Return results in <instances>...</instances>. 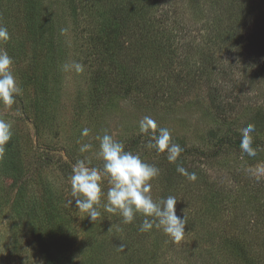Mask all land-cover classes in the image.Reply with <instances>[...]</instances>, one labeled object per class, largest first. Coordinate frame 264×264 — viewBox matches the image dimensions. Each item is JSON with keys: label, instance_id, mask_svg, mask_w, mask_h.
Masks as SVG:
<instances>
[{"label": "rangeland", "instance_id": "rangeland-1", "mask_svg": "<svg viewBox=\"0 0 264 264\" xmlns=\"http://www.w3.org/2000/svg\"><path fill=\"white\" fill-rule=\"evenodd\" d=\"M23 1L0 0V24L10 34V40L0 44V49L17 58L12 72L22 89L17 99L23 103L16 102L11 108L0 105V118L13 124L29 195L39 201L49 190L62 204L63 211L77 214L71 225L92 229V236L103 243L99 252L102 264H119L122 242L116 241L126 230L137 227L141 233L136 232L140 236L138 243L144 251V255H139L143 264H187V259L190 264H236L237 256L227 242L230 238L247 241L251 247L249 257L263 258L264 239L257 231L264 229L260 218L264 213V149L253 157L231 148H223L217 157L208 159L184 156L192 152L181 153L185 159L182 162L179 158L177 164L189 173L194 172L197 180L192 182L183 176L169 181L166 169H170L171 163L146 147L149 138L140 133L139 122L151 116L159 127L170 130L173 143L205 154H211L222 138L241 140V129L248 124L255 125L253 142L264 141V9L256 23L248 25L247 31L256 33L250 37L251 32H245L244 51L239 57L215 53V60L205 62L203 74L198 71L188 83L181 78L184 87L177 95L149 101L145 95L129 92L128 85L122 92L107 64L102 66L96 57L88 55L83 34L75 27L66 7L57 9L55 50H49L44 41L40 50L33 53L31 39L35 31L46 26L27 20L28 9ZM253 50L256 53H251ZM74 63H79L83 70L75 71ZM65 64L69 65L67 70ZM221 79L232 85H224ZM84 128L89 129L87 137L81 136ZM105 133L122 143L125 151L131 150L130 153L160 170L152 181L150 195L157 202L170 195L176 197L177 214L185 215L187 221L180 243L161 229L141 232L143 216H137L132 224H124L120 216L101 208V217L93 222L76 209L70 184L72 167L78 160H86L89 167L103 171L96 137ZM137 137L139 143L131 149L129 142ZM85 143L92 147L81 153L79 147ZM1 180L12 200L15 190L9 186L10 180ZM102 187L106 193L107 177L103 178ZM106 199L105 195L103 202ZM202 213L206 220L198 223L196 216ZM244 228L257 233L250 232L241 238L239 230ZM196 255L203 258L196 262ZM237 264L244 263L240 260Z\"/></svg>", "mask_w": 264, "mask_h": 264}, {"label": "trees", "instance_id": "trees-1", "mask_svg": "<svg viewBox=\"0 0 264 264\" xmlns=\"http://www.w3.org/2000/svg\"><path fill=\"white\" fill-rule=\"evenodd\" d=\"M23 6L28 9L25 12L31 24L41 22L46 26L35 31L31 39L33 53L40 50L44 41L49 50H55L57 9L66 7L75 27L83 34L88 55L96 57L102 66L107 64L119 82L117 87L124 92V86L128 85L129 92L156 101L183 90L181 78L188 83L198 71L203 74L205 62L215 60V53L239 57L244 51L247 27L256 23L260 10L264 9V0H24ZM249 32L254 37L256 32ZM11 58L13 64L18 62L16 57ZM17 102L23 105L20 99ZM139 139H132L129 147L136 148ZM240 143L241 140L222 138L211 154L184 148L182 153L192 152L185 157L214 158L223 148L241 153ZM252 146L257 151L264 149V141H254ZM157 155L166 157V154ZM181 156L183 162L185 157ZM22 158L13 135L5 159L0 162V264H102L99 252L103 243L92 236L90 227L78 229L71 225L77 214L63 211L62 204L49 190L39 201L29 195ZM168 167L169 181L183 177L176 171L177 163ZM2 178L10 180L9 186L15 190L12 200L2 187ZM196 217L198 223L206 220L203 213ZM260 218L264 222V213ZM136 229L126 230L116 241L123 245L119 264H143L139 255H144V251L138 243L140 236ZM239 231L241 238L256 232L248 228ZM257 232L264 239V229ZM237 239L227 240L237 256L236 264L240 260L244 264H264V257L248 256L251 247L247 241ZM201 258L197 256L194 261ZM185 262L190 264L188 259Z\"/></svg>", "mask_w": 264, "mask_h": 264}, {"label": "clouds", "instance_id": "clouds-1", "mask_svg": "<svg viewBox=\"0 0 264 264\" xmlns=\"http://www.w3.org/2000/svg\"><path fill=\"white\" fill-rule=\"evenodd\" d=\"M10 40L8 29L0 24V44ZM12 58L6 51L0 49V105L11 108L17 102V97L22 93L21 87L12 72ZM75 71L81 72L79 63L72 65ZM69 65L65 64L67 70ZM139 131L148 136L146 147L155 149L157 154H166L170 163H177L184 149L172 142V134L166 127H159L151 116H145L139 122ZM255 125L248 124L241 129L240 150L242 155L253 157L257 149L253 148V133ZM14 135L13 124L0 118V162L5 159L7 145ZM89 135V129L81 131L82 137ZM99 141V156L103 160V171L95 167H89L86 160H78L72 167L70 177L71 194L75 207L86 213L91 221L101 217L100 211L122 218L124 224H132L137 216H143L140 224L141 232H149L153 228L161 229L165 235L175 243H180L185 236L187 224L185 215H178L175 196H168L159 202L154 201L150 195L152 181L160 173V170L143 161L139 155L125 151V146L105 133L97 136ZM91 144H82L79 147L81 153L91 149ZM176 171L189 181L197 180L196 174L189 173L183 166L177 164ZM107 177L108 189L105 193L102 180ZM106 195V202L102 198ZM73 200L69 201L71 205ZM110 231V230H109ZM123 251V245L120 246Z\"/></svg>", "mask_w": 264, "mask_h": 264}]
</instances>
